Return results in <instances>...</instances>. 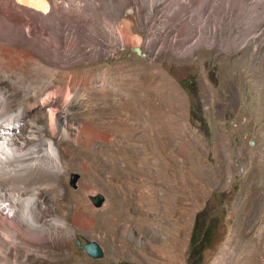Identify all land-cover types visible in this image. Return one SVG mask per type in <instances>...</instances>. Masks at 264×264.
Masks as SVG:
<instances>
[{
	"label": "rangeland",
	"instance_id": "obj_1",
	"mask_svg": "<svg viewBox=\"0 0 264 264\" xmlns=\"http://www.w3.org/2000/svg\"><path fill=\"white\" fill-rule=\"evenodd\" d=\"M152 1L75 0L90 7L82 16L93 39L80 36L66 56L31 51L76 100L63 117L71 135L54 138L58 195L36 186L52 215L66 205L58 215L69 214L73 239L63 264H264V2ZM108 22L130 25L132 40L114 41ZM28 59L19 57L27 71ZM64 101H53L63 114ZM47 113L35 115L45 126ZM83 125L101 136L76 140ZM29 133L26 123L18 142ZM77 204L91 227L73 225ZM202 210L218 240L208 251L189 248ZM91 241L102 257L87 253Z\"/></svg>",
	"mask_w": 264,
	"mask_h": 264
},
{
	"label": "bare ground",
	"instance_id": "obj_2",
	"mask_svg": "<svg viewBox=\"0 0 264 264\" xmlns=\"http://www.w3.org/2000/svg\"><path fill=\"white\" fill-rule=\"evenodd\" d=\"M73 1L0 0V136L8 137V142L0 147V195L15 208L12 217L0 214V264H63L65 251L71 247L73 236L67 221L69 214L58 215L66 211V205L58 202L57 214L54 210L55 214L52 215L47 207L49 201L37 194L36 186L48 185L56 193L55 196L58 195L57 179L64 170L61 158L63 145L57 148L54 138L61 137L65 141L71 135L64 126L63 117L76 100L70 99L71 84L68 83L66 87L56 85L58 71L38 64L32 59L31 51L47 56H66L72 52L71 42L80 36L93 39L95 35L85 24L88 22L86 17L82 16L87 3L83 10ZM239 1L241 6L254 3L252 7L255 3L264 2ZM150 2L153 3L152 0ZM173 3V6L181 8L188 3L205 8L221 5L222 0H175ZM263 19L260 20L263 22ZM104 25L110 28L107 31L114 41L125 43L132 40L130 25L118 24L121 29L111 26L110 22ZM20 47H23L22 51ZM26 49L30 52H26ZM22 54L29 58L31 68L28 71L19 65ZM6 82L11 89L6 88ZM59 96L65 99V114L59 112L53 103ZM45 109L48 111V126L42 124L43 117L35 116ZM26 123L32 138L27 142L22 139L18 142L17 132L25 128ZM90 132L92 137L95 134L101 136L98 131L83 125L76 140ZM102 136L105 138L106 135ZM76 206L78 210L74 214L73 225L78 229L91 227L94 222L85 216V207L81 204ZM33 255L46 259L34 260Z\"/></svg>",
	"mask_w": 264,
	"mask_h": 264
},
{
	"label": "trees",
	"instance_id": "obj_3",
	"mask_svg": "<svg viewBox=\"0 0 264 264\" xmlns=\"http://www.w3.org/2000/svg\"><path fill=\"white\" fill-rule=\"evenodd\" d=\"M206 211L199 212L195 219L194 229L192 231L189 248H202L203 251H208L218 241L212 236L213 226H206L204 222ZM214 233V232H213Z\"/></svg>",
	"mask_w": 264,
	"mask_h": 264
},
{
	"label": "water",
	"instance_id": "obj_4",
	"mask_svg": "<svg viewBox=\"0 0 264 264\" xmlns=\"http://www.w3.org/2000/svg\"><path fill=\"white\" fill-rule=\"evenodd\" d=\"M19 1V0H18ZM23 1H20V3H22ZM32 6V5H31ZM34 6V5H33ZM136 52L138 54H141V50L139 48H136ZM79 177L80 175L77 174V173H71L70 175V185L73 187V188H76L77 187V181L79 180ZM91 201L93 202V204L96 206V207H101L102 204L104 203L105 201V198L103 195H97V196H91L90 197ZM85 249L87 251V253L91 256V257H94V258H100L103 256V249L101 248V246L97 243V242H94V241H91L87 244H85Z\"/></svg>",
	"mask_w": 264,
	"mask_h": 264
}]
</instances>
